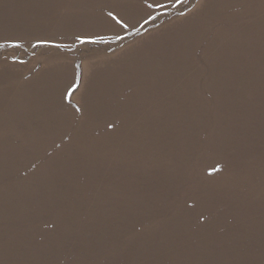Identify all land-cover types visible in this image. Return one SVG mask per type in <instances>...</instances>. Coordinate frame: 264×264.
Instances as JSON below:
<instances>
[{
  "label": "rangeland",
  "instance_id": "obj_1",
  "mask_svg": "<svg viewBox=\"0 0 264 264\" xmlns=\"http://www.w3.org/2000/svg\"><path fill=\"white\" fill-rule=\"evenodd\" d=\"M0 264H264V0H0Z\"/></svg>",
  "mask_w": 264,
  "mask_h": 264
},
{
  "label": "bare ground",
  "instance_id": "obj_2",
  "mask_svg": "<svg viewBox=\"0 0 264 264\" xmlns=\"http://www.w3.org/2000/svg\"><path fill=\"white\" fill-rule=\"evenodd\" d=\"M224 37V35L222 34V36L220 38ZM225 43V42H224ZM227 45H229L228 43H226Z\"/></svg>",
  "mask_w": 264,
  "mask_h": 264
},
{
  "label": "snow or ice",
  "instance_id": "obj_3",
  "mask_svg": "<svg viewBox=\"0 0 264 264\" xmlns=\"http://www.w3.org/2000/svg\"><path fill=\"white\" fill-rule=\"evenodd\" d=\"M109 15H112L111 13H109Z\"/></svg>",
  "mask_w": 264,
  "mask_h": 264
}]
</instances>
